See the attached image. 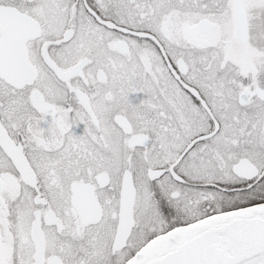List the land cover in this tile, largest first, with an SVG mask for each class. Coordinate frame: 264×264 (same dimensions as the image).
<instances>
[{
    "label": "snow or ice",
    "instance_id": "snow-or-ice-1",
    "mask_svg": "<svg viewBox=\"0 0 264 264\" xmlns=\"http://www.w3.org/2000/svg\"><path fill=\"white\" fill-rule=\"evenodd\" d=\"M0 264H264V0H0Z\"/></svg>",
    "mask_w": 264,
    "mask_h": 264
}]
</instances>
